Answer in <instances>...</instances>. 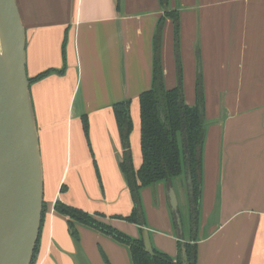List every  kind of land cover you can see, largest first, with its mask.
<instances>
[{"label":"crops","instance_id":"1","mask_svg":"<svg viewBox=\"0 0 264 264\" xmlns=\"http://www.w3.org/2000/svg\"><path fill=\"white\" fill-rule=\"evenodd\" d=\"M16 1L27 75L49 71L30 86L46 209L34 264H133L129 245L101 230L75 222V240L57 203L135 239L147 229L153 248L174 260L189 243L195 264H264V0ZM160 24L165 87L181 83L189 106L203 97L199 205L195 211L186 166L173 182L141 189L139 224L125 219L135 203L121 167L125 147L115 105L129 101L138 169L140 95L153 86Z\"/></svg>","mask_w":264,"mask_h":264},{"label":"water","instance_id":"2","mask_svg":"<svg viewBox=\"0 0 264 264\" xmlns=\"http://www.w3.org/2000/svg\"><path fill=\"white\" fill-rule=\"evenodd\" d=\"M26 62V31L17 1L0 0V264H32L43 219L44 172ZM188 184L192 192L190 171ZM168 196L181 231L172 186ZM142 238L154 255L147 229ZM182 264H189L186 247Z\"/></svg>","mask_w":264,"mask_h":264},{"label":"trees","instance_id":"3","mask_svg":"<svg viewBox=\"0 0 264 264\" xmlns=\"http://www.w3.org/2000/svg\"><path fill=\"white\" fill-rule=\"evenodd\" d=\"M169 0H161L165 6ZM178 24L179 15L172 13ZM161 24L155 40L154 82L150 90L140 95L141 112V148L143 162L140 168L135 169L130 150V134L132 119L129 111V101L117 103L115 113L125 147L122 170L135 203V211L125 219L143 224L140 191L144 187L153 186L160 182L171 183L184 173L186 166L192 175L194 210L198 209L200 183L202 174V148L206 135V121L203 110V97L199 94V101L194 106L185 103L181 83L175 88L167 89L164 84L162 64L160 59ZM49 71L30 79L31 82L45 77ZM84 127L87 133L88 122L84 118ZM181 137V142H180ZM56 210L70 218L69 230L75 240H79V232L75 222L85 224L101 230L115 239L129 245L133 264H182V259L172 257L154 249V255L144 248L143 238L135 239L118 229L96 219L80 209L56 204ZM43 210L42 225L45 217ZM42 227V226H41ZM41 232V231H40ZM40 239V236H39ZM39 239L34 252L32 264L35 262ZM182 247V244H180ZM189 264H195L196 247L185 244Z\"/></svg>","mask_w":264,"mask_h":264},{"label":"rangeland","instance_id":"4","mask_svg":"<svg viewBox=\"0 0 264 264\" xmlns=\"http://www.w3.org/2000/svg\"><path fill=\"white\" fill-rule=\"evenodd\" d=\"M181 140H182V139H181V137H180V142H181Z\"/></svg>","mask_w":264,"mask_h":264}]
</instances>
